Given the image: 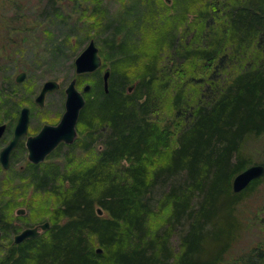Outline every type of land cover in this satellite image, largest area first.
I'll return each mask as SVG.
<instances>
[{
	"label": "trees",
	"instance_id": "16d2710c",
	"mask_svg": "<svg viewBox=\"0 0 264 264\" xmlns=\"http://www.w3.org/2000/svg\"><path fill=\"white\" fill-rule=\"evenodd\" d=\"M91 15L106 33L108 90L94 71L79 136L56 148L68 147L62 162L27 160L20 182L2 178L0 239L12 191H24L49 227L3 245L0 264H220L238 229L236 205L264 178L231 187L264 156V0H131L111 20L100 7ZM234 60L239 66L218 80ZM189 61L208 76L179 68ZM189 85L202 86L197 98ZM238 261L264 264V236Z\"/></svg>",
	"mask_w": 264,
	"mask_h": 264
},
{
	"label": "rangeland",
	"instance_id": "374dc122",
	"mask_svg": "<svg viewBox=\"0 0 264 264\" xmlns=\"http://www.w3.org/2000/svg\"><path fill=\"white\" fill-rule=\"evenodd\" d=\"M11 1H13L11 5L0 4V12L3 13L2 19H9V21L3 22V29L0 30V122L4 121L8 125L0 147L9 139L20 108L24 105L28 106L30 114L27 132L21 136L20 144L13 149L10 165L6 169H2L0 165V182L5 177L8 180L15 179L20 182V179L16 177L17 171L27 161L24 140L27 135L35 134L42 124L58 122L64 111V88L68 82L75 78L76 87L81 91L82 87L86 83L90 84V80L94 78L93 72L76 74L74 67V58L90 39L94 40L102 58V65L97 69L98 72L100 71V75L103 68L108 65L109 62L104 59L102 50L106 33L101 32L99 27L91 22L93 11L100 7L105 12L106 19L111 20L117 17L123 6L128 5L131 0ZM11 18L12 20H10ZM186 40L183 39L182 43ZM253 46L254 42L249 44V51L255 55ZM248 58L251 59L249 55H247V60ZM243 60L245 59L242 57ZM237 65L238 63L234 60L222 73L219 71L218 80L225 78ZM183 67H186L188 73H193L194 70L193 74H196L199 79L207 77L210 72L206 70L207 67L201 61L179 64L180 69ZM20 71H24L25 76L18 82L15 77ZM48 79L56 80L59 87L47 92L43 105L39 106L34 102V97L42 83ZM134 83L132 82V87ZM189 87L196 98L203 90L201 85H189ZM13 102L17 105L15 113H7V107L13 108ZM156 113L157 111L154 109L151 116H155ZM77 136H79L78 133ZM67 152L68 147L64 145L46 157L44 162H62L61 159ZM79 156L76 158L77 162L83 163L85 159L79 158ZM261 160L264 161V156L258 155L252 163H260ZM25 194L24 191H21L20 194L12 191L11 195L15 196L12 197L11 202H16L13 207L5 196L4 201L9 204L5 205L6 209H12L10 212L11 223L8 225L9 232L7 231L6 237L0 239V249L12 239L16 232L26 226L42 222V217H38L25 205ZM19 207L25 209V213L17 214L16 209ZM234 213L238 229L220 264H239L238 258L257 246L263 238L264 178L251 190L243 193ZM179 232L180 228H176L171 238L175 250L178 249Z\"/></svg>",
	"mask_w": 264,
	"mask_h": 264
},
{
	"label": "water",
	"instance_id": "95a60500",
	"mask_svg": "<svg viewBox=\"0 0 264 264\" xmlns=\"http://www.w3.org/2000/svg\"><path fill=\"white\" fill-rule=\"evenodd\" d=\"M102 65V58L99 54V49L93 39H90L86 46L74 58V67L76 74L91 73L97 70ZM25 76L24 71H20L16 77V81H21ZM110 77V68L105 67L102 71V83L105 92L108 90V81ZM59 83L56 80H45L38 93L34 97V102L39 106L44 103V98L47 92L57 89ZM130 85L128 90H131ZM90 89V84L86 83L80 91L76 87V79L72 78L64 88V111L61 114L59 121L56 124L44 123L37 133L29 135L25 140L27 150V158L31 163H39L57 147L61 142L72 143L76 137V124L81 108L84 106V93ZM30 109L28 106H22L16 123L12 130V136L9 142L0 150V165L3 169L8 168L10 164V152L16 146L18 139L26 134L29 122ZM5 130V123L0 124V137ZM264 174V164L251 163L243 170L238 172L232 179L231 187L234 192H239L244 189L253 179H256ZM23 208L17 209V213L23 212ZM97 213L101 214L102 210L97 208ZM49 227V221L27 226L14 234L13 242L19 243L26 238L37 236L40 231ZM1 235V231H0ZM101 252V248L96 249Z\"/></svg>",
	"mask_w": 264,
	"mask_h": 264
},
{
	"label": "flooded vegetation",
	"instance_id": "af4514ba",
	"mask_svg": "<svg viewBox=\"0 0 264 264\" xmlns=\"http://www.w3.org/2000/svg\"><path fill=\"white\" fill-rule=\"evenodd\" d=\"M19 114V113H18ZM17 117H18V115H17ZM17 117H16V119H15V123H16V120H17ZM1 123H5V130H4V132H3V134L1 135V137H0V143H1V141H2V139H3V136H4V133H5V131L7 130V127H8V125L6 124V122H4V121H1L0 122V124ZM15 123H14V125H15ZM14 125H13V127H14ZM13 127H12V130H13ZM12 130H11V135H10V137H9V139L7 140V142H5V143H3L2 144V146L0 147V150L2 149V147L3 146H5L8 142H9V140H10V138H11V136H12ZM30 135V134H29ZM29 135H27V136H29ZM31 135H33V134H31ZM26 136V137H27ZM21 138V137H20ZM20 138L18 139V142H17V144H16V146H18V144H20ZM26 140V139H25ZM25 140H24V145H25ZM15 146V147H16ZM12 151H13V149L11 150V152H10V156H11V153H12ZM9 160H10V157H9ZM22 213H25V210L23 211V212H21V213H17V214H22ZM38 224V223H37ZM36 225V224H35ZM27 227V226H26Z\"/></svg>",
	"mask_w": 264,
	"mask_h": 264
}]
</instances>
